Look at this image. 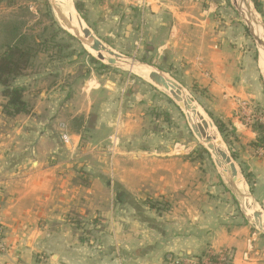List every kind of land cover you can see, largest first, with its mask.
Returning <instances> with one entry per match:
<instances>
[{
    "label": "crops",
    "instance_id": "0c3cea01",
    "mask_svg": "<svg viewBox=\"0 0 264 264\" xmlns=\"http://www.w3.org/2000/svg\"><path fill=\"white\" fill-rule=\"evenodd\" d=\"M75 2H79L84 23L91 27L110 20L115 23V10L134 8L132 0ZM145 2L137 4L155 13L159 26H166L167 19L172 26L184 25L195 20L188 13L190 9L210 11L220 6V0ZM257 2L264 19V0ZM200 16L198 22L207 24L209 15ZM169 37L167 46L176 38L172 32ZM216 38L205 86L211 100L222 108L215 111L234 128L232 151L237 165L249 174V199L260 208L264 204V151L254 148L255 133L233 115L242 102L253 100L264 108V96L258 93L257 85L240 79L249 66L243 37ZM259 64L264 66L262 61ZM43 80L39 72L23 77L28 88L38 89V96L28 101L29 113L3 120L0 106V235L5 246L0 264H173L174 260L197 264L198 259L204 261L203 254L222 251L229 252L231 264H252L250 252L258 236L243 226L241 219L235 225L221 222L220 217L211 219L208 201L197 208L189 204L194 173L191 164L179 160V155H168L169 160H161L149 171L142 162H81L79 145L87 121L73 129L71 123L81 110L72 113L65 88L59 84L46 88ZM99 89L94 78L82 85L88 101L85 118L94 106L103 105L93 100ZM122 105L121 98L118 107ZM188 111L189 125L195 127L198 113ZM116 127V123L109 124L112 130ZM63 132L70 145L62 142ZM92 137L93 142L86 147L96 148L103 136ZM220 162L221 172L227 176L228 164ZM149 182L160 185L155 191L158 201L166 202L164 196L169 195L176 202L174 206L167 211L134 206L136 213L131 205L145 200L138 194ZM203 187L205 197L209 185Z\"/></svg>",
    "mask_w": 264,
    "mask_h": 264
},
{
    "label": "rangeland",
    "instance_id": "374dc122",
    "mask_svg": "<svg viewBox=\"0 0 264 264\" xmlns=\"http://www.w3.org/2000/svg\"><path fill=\"white\" fill-rule=\"evenodd\" d=\"M143 1L146 3V0ZM51 2V0H19L10 4L9 1L0 0V46L4 42L3 37L6 33L4 26L13 21L22 22V33L35 37L38 43L36 57L24 72V76L14 82V85L24 87L23 98L28 105H31L28 102L31 96H34V99L38 96V89H34L35 87L30 89L24 84L23 77L26 75L39 72L43 74L44 87L51 88L59 84L58 87L65 88L66 101L71 103L72 113L81 110L71 123L73 129L82 125V121H87V128L82 131L79 145L81 155L78 154V157L81 162L105 161L107 165L112 162L120 164L142 162L149 171L161 160H169L168 155L172 157L179 155V160L191 164L194 173V188L189 204L197 208L203 201H208L212 210L211 219L220 217L221 222L227 225H235L242 221L243 226L248 227L249 231L258 236L250 252L251 263L264 264V238H262L264 235L251 222L258 219L264 227V204L259 208L251 203L249 187L242 174L244 171L237 165V156L232 151L234 128L215 111V109L222 111V108L211 100L205 86L216 37L230 39L243 37L241 44L247 49L249 66L248 69L244 68L246 72L241 74L240 79L257 85L258 93L261 97L264 96V77L259 64L256 42L249 27V22L254 17L257 18L258 23L253 21V24L264 38V19L257 0H220V6L210 11L190 9L188 13L194 16L195 20L190 19V23L180 26H172L168 19L166 26H159V19L154 18L155 13L146 11L148 8L145 6L138 5L139 0H132L134 8L115 10L118 18L115 23L110 20L109 24L98 27L84 23L79 11V2L75 0H70V4L67 2L69 8L79 14L76 16L72 12L80 30L88 28L91 35L106 49L121 56V59H116L113 65L106 61L111 59L110 56L101 51L91 50V47L86 45L82 33L77 36L67 30L66 25L55 13ZM169 13L172 15L171 12ZM203 13L209 15L208 23L205 25H201L198 22L200 19H197V17L201 18L200 15ZM171 32L176 38L172 40L170 46H167ZM98 53L106 55V60L99 61L96 58ZM91 57L107 68H99L98 63L90 60ZM244 61L246 62V58ZM154 74L163 77L164 81L166 78L169 81L160 85L153 78ZM89 78L99 82L100 89L93 100L103 105L94 106L85 118L84 105L88 101L81 88ZM252 80L254 83L251 82ZM177 87L180 89V95L176 99L172 93L178 91ZM121 98L123 105L118 107ZM187 98L193 101L192 104L186 103ZM0 99H2L1 106L4 102L1 94ZM81 106L83 107L80 108ZM191 108L198 113L195 115L196 128L201 125L202 120L212 124L214 130L211 128L209 132L216 139L218 137L225 153L232 161L230 173L237 175L244 183V188L242 186L237 188L229 176L222 174L215 158L203 144L202 138L198 139L194 135L186 115ZM233 117L250 130L255 122L264 126V108L253 100L242 102ZM214 120L224 124L226 128L224 135L230 142L229 147L215 128ZM112 123L117 124L114 130L109 128V124ZM95 127H100L98 132ZM92 135L103 136V141L96 148L86 147L93 142L90 140L93 138ZM211 142L214 144L217 140ZM256 149L264 151V145ZM73 157L76 158V154ZM183 172L180 171L182 174ZM154 179L157 180L158 177ZM203 185H209L205 197ZM158 186H160L158 182H149L138 194V197L145 200L138 201L137 205H131L132 208L134 209L135 206L140 210L139 206L152 204L158 211H167L174 206L176 202L169 195L164 196L166 202L158 201L155 196ZM134 195H137V192ZM135 212L137 213L136 210ZM257 214L260 217L256 218ZM226 254L227 258H230L228 251ZM204 263L208 264L206 259Z\"/></svg>",
    "mask_w": 264,
    "mask_h": 264
},
{
    "label": "trees",
    "instance_id": "16d2710c",
    "mask_svg": "<svg viewBox=\"0 0 264 264\" xmlns=\"http://www.w3.org/2000/svg\"><path fill=\"white\" fill-rule=\"evenodd\" d=\"M6 1L13 4L19 0ZM4 29L6 31L3 37L4 42L0 46V94L4 100L1 105V115L3 120H11L18 115L27 114L30 111V106L23 98L24 87L16 86L14 82L16 79L24 76V72L29 68L33 58L36 57L38 43H36L35 37L22 33L23 23L20 21H13L5 25ZM68 36L71 37L70 35ZM90 60L98 63L92 57ZM98 64L101 69L107 68L106 65ZM213 123L223 142L226 145L228 144L229 147L230 142L224 135V132H226L224 124L218 120H214ZM251 130L256 134V139L253 142L254 147H262L264 145V126L259 122H255L251 126ZM242 174L249 185V174L244 172ZM149 207L156 208L152 204ZM202 256L207 260L208 264H231V259L227 258L226 251L220 254L208 252ZM175 261H173V264H182L179 260ZM197 264H203L202 259H198Z\"/></svg>",
    "mask_w": 264,
    "mask_h": 264
},
{
    "label": "water",
    "instance_id": "95a60500",
    "mask_svg": "<svg viewBox=\"0 0 264 264\" xmlns=\"http://www.w3.org/2000/svg\"><path fill=\"white\" fill-rule=\"evenodd\" d=\"M54 2V0H52V3ZM58 18L66 25L69 26L67 24V21L65 19V17L58 12ZM249 27H250V22H249ZM251 29V27H250ZM82 36L86 42V45H88L89 47H91L94 50L97 51H101L104 52L106 55L110 56L111 59H107L106 60V55H102V53H98L96 55V58L99 61H104L106 60L108 64H115L116 63V59H121V56L118 54L113 53L111 50L106 49L99 40H97L93 35H91V32L88 28L82 29L81 30ZM252 33V31H251ZM253 38L255 40L256 43L262 45V41L259 38H256L255 35H253ZM153 78L155 79V81L160 84V85H164L165 81L162 79V77L158 74H154ZM176 93H172V95L174 96V98L176 97V99L178 98V96L180 95V89L177 87ZM192 100L190 98H187L186 103L188 104H192ZM208 127H212V124H208L206 122H204V125L202 127V125H198L197 128L194 126H191V129L194 133V135L198 138V139H204V141L210 145H208L210 147V149H214V145L211 144L212 139L206 134V129ZM218 155L221 157V159L226 163V164H232V161L230 159V157L222 152L221 150L217 151ZM216 164L219 166L218 162L216 161ZM233 165V164H232ZM235 169V168H234ZM225 175V174H224ZM226 176V175H225ZM255 217L257 218L258 216L255 215ZM253 225H255L264 235V227L262 226V224L260 223V221L258 219L251 221Z\"/></svg>",
    "mask_w": 264,
    "mask_h": 264
},
{
    "label": "bare ground",
    "instance_id": "6f19581e",
    "mask_svg": "<svg viewBox=\"0 0 264 264\" xmlns=\"http://www.w3.org/2000/svg\"><path fill=\"white\" fill-rule=\"evenodd\" d=\"M52 1V0H51ZM70 4V0H54V2H53V7H54V9H55V13H57V15H58V12H60L64 17H65V19H66V21H67V24L69 25V26H66L67 27V30L69 31V32H71V33H73V34H75V35H81L80 33H81V30H80V27L75 23V21H77L76 20V18H75V16L74 15H76L77 16V14L75 13V11L70 7L69 8V5H68V3ZM52 3V2H51ZM52 6V5H51ZM245 7V6H244ZM68 10H69V13H68ZM242 11V10H241ZM72 12H73V14H72ZM247 12V11H246ZM245 15V14H244ZM252 16H253V14H252ZM256 19L257 18H253L252 20H251V22H250V27H251V31H252V34L253 35H255L256 36V38H259L261 41H262V45H260V44H258V43H256V47H257V51H258V58H259V63L262 61L263 63H264V38L262 37V35L260 34V32H258V30H257V28H256V26L253 24V21H255V22H257L256 21ZM258 23V22H257ZM91 50H92V48H91ZM92 52V51H91ZM261 71H262V74H263V76H264V66H261ZM192 109V108H191ZM202 118V117H201ZM199 121H201V120H199ZM204 122H206L205 120H202L201 121V125H202V127H203V125H204ZM211 128L212 127H208L207 129H206V134L212 139V141H214V140H217V142H213L214 144H212V145H214V149H210V147L208 146L209 144H207L205 141H204V139H202L203 141H204V145H205V147L209 150V151H211V153H213V155L215 156V158L216 159H218L219 160V162H218V164H219V166L220 167H222V163L220 162L222 159H221V157L218 155V153H217V151L218 150H221V151H223L224 153H225V151H224V149H223V147H222V145L220 144V141H219V139H218V137H217V139L215 138V136L214 135H212L211 136V133L209 132L210 130H211ZM213 129V128H212ZM214 130V129H213ZM212 143V142H211ZM228 167H229V171H225V172H227L226 174H227V176H229V178H231L234 182V184H235V186L237 185L238 186V188H241L240 186H242L243 188H244V183H242L241 181H240V179H238V177H237V175L236 174H231L230 173V164H228ZM223 168V167H222ZM232 175V176H231ZM242 190V189H241ZM243 191V190H242ZM244 192V191H243ZM246 205V204H245ZM257 216L258 217H260V215L259 214H257Z\"/></svg>",
    "mask_w": 264,
    "mask_h": 264
},
{
    "label": "built area",
    "instance_id": "2783aa9c",
    "mask_svg": "<svg viewBox=\"0 0 264 264\" xmlns=\"http://www.w3.org/2000/svg\"><path fill=\"white\" fill-rule=\"evenodd\" d=\"M139 4L144 5V1L143 0H139ZM61 140H62V142L64 144L69 143V137H68V135L66 133H63L61 135ZM4 250H5V246H4L3 242H2L1 235H0V252H3Z\"/></svg>",
    "mask_w": 264,
    "mask_h": 264
}]
</instances>
